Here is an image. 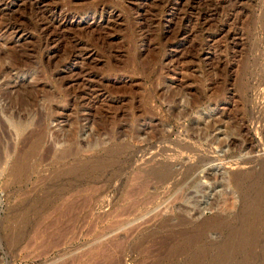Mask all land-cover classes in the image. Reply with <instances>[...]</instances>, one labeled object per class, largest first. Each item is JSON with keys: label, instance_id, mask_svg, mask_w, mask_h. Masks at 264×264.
<instances>
[{"label": "rangeland", "instance_id": "374dc122", "mask_svg": "<svg viewBox=\"0 0 264 264\" xmlns=\"http://www.w3.org/2000/svg\"><path fill=\"white\" fill-rule=\"evenodd\" d=\"M28 3L0 7V264H264V0Z\"/></svg>", "mask_w": 264, "mask_h": 264}, {"label": "bare ground", "instance_id": "6f19581e", "mask_svg": "<svg viewBox=\"0 0 264 264\" xmlns=\"http://www.w3.org/2000/svg\"><path fill=\"white\" fill-rule=\"evenodd\" d=\"M11 1L12 0H0V7H5V8H7L8 7V5L11 3ZM28 2H32V3H36V2H40L41 0H27ZM30 3H28V4H30ZM42 3V2H41ZM32 5V4H31ZM96 10V9H95ZM34 11H36V10H34ZM103 13V12H102ZM107 13V12H106ZM100 15V14H99ZM98 15V16H99ZM95 16V15H94ZM102 17V16H101ZM67 19V18H66ZM67 22H68V20H67ZM66 21H64V23H67ZM62 24V23H61ZM48 25V24H47ZM39 28H45L46 26L43 24V23H41L39 26H38ZM15 29V28H14ZM45 30H46V28H45ZM46 32V31H45ZM67 208V207H66ZM68 209V208H67ZM223 258V257H222ZM219 262V261H218Z\"/></svg>", "mask_w": 264, "mask_h": 264}]
</instances>
